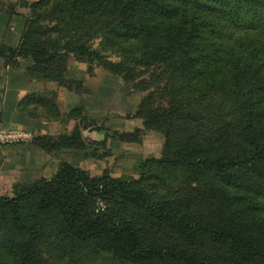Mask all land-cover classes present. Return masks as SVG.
<instances>
[{
	"label": "trees",
	"instance_id": "obj_1",
	"mask_svg": "<svg viewBox=\"0 0 264 264\" xmlns=\"http://www.w3.org/2000/svg\"><path fill=\"white\" fill-rule=\"evenodd\" d=\"M54 6L61 22L70 13L64 34L37 43L38 32L26 20L18 48L0 49L6 62L32 58L34 66L27 69L31 78L45 75L68 90L72 88L64 79L65 62L57 61L61 56L52 49L97 61L129 82L139 78L138 68H145L152 77L139 82L142 90L163 82L171 89L163 121L182 117L183 90L207 97L215 103L208 118L219 119L220 129L214 134L190 133L169 143L171 157L162 164L183 168L193 177H213L221 185L213 183L210 193L216 205L205 215L181 201L153 202L107 172L95 177L63 163L52 179L17 185L12 198H0V221L13 228L5 247L16 264H54L39 248L43 230L32 216L35 207L38 212H59L64 229L57 230L72 254L106 245L113 259L125 264H264V0H58ZM100 18L105 25L95 31L102 33L117 61L102 57L90 44L87 25L93 31L89 20ZM50 94L51 100L38 106L47 118L56 119L55 94ZM228 117L232 121L225 122ZM32 141L49 152L89 148L80 128L58 141ZM116 192L126 194L147 219L185 239L206 237L217 250L222 248L221 253L200 254L182 244L147 242L137 219H126L112 209ZM90 200L92 211L87 209Z\"/></svg>",
	"mask_w": 264,
	"mask_h": 264
},
{
	"label": "rangeland",
	"instance_id": "obj_2",
	"mask_svg": "<svg viewBox=\"0 0 264 264\" xmlns=\"http://www.w3.org/2000/svg\"><path fill=\"white\" fill-rule=\"evenodd\" d=\"M57 1L38 0L30 3L32 6L31 9L28 8L26 20L38 32L35 36L37 43H45L48 39L55 40L61 33L64 34L62 30L69 20L70 13L62 20L63 22L59 21L54 6ZM35 3L38 4L33 5ZM53 12L56 16L52 15ZM105 21L102 18L99 22L97 19L89 20V23L95 26L91 31V26L87 25L89 37H93L90 44L102 57L117 61V54L105 45L102 33L95 31L104 26ZM51 52L62 57L57 61L65 62L66 84H69L77 94L85 96L84 106L78 110L80 123L93 127L95 135L100 136L96 142H90L91 157L92 151L95 150L93 164L90 165L92 176L100 177L107 172L112 179L128 183L131 189L143 191L153 202L181 201L190 210L205 215L214 211L216 201L210 189L213 183L219 184L217 180L210 176L193 177L183 168H177L167 162L162 164L171 157L169 143L174 145L190 133L214 134L216 129H220L221 126L216 124L219 119L211 121L208 118V110L215 106L214 102L208 101L207 97L199 94L193 95V90L188 88L183 90L182 117L163 121L160 117L166 115L168 111L169 98L166 97V93L171 89L167 87L166 82H163L157 85L149 83L147 89L142 90L139 82L144 79L151 80L152 75L147 73L149 70L138 68L139 78L129 82L122 75L111 74L97 61L87 57L64 55L62 52H55L54 49ZM21 61L27 69L34 66L32 58ZM155 72L157 75L160 74L158 71ZM38 81L43 84L51 83L47 81L45 75H40ZM50 93L55 94L48 91L45 96L51 100ZM150 97L153 99L149 100ZM158 110L163 112L157 113ZM232 119L233 117H228L224 121H232ZM126 196L116 192L111 200L112 209L126 219H137L147 234V242L182 244L190 252L200 254L221 253L222 248L217 250L206 237L194 241L185 239L169 227L147 219L146 213L139 207L133 206ZM98 208L100 209L101 206L98 205ZM87 209L89 211L94 209L93 200L89 201ZM32 216L36 217L35 222L41 224L43 231H41L39 248L43 257L50 263L125 264L114 260L106 245H95L84 252L72 254L57 230L64 227L59 212L54 208L47 212H38L35 207ZM12 229L11 224L0 221V264H16L12 255L6 250L5 246L8 243L4 242L11 238Z\"/></svg>",
	"mask_w": 264,
	"mask_h": 264
},
{
	"label": "crops",
	"instance_id": "obj_3",
	"mask_svg": "<svg viewBox=\"0 0 264 264\" xmlns=\"http://www.w3.org/2000/svg\"><path fill=\"white\" fill-rule=\"evenodd\" d=\"M36 1L0 0V49L18 48L25 31L26 4ZM48 91L55 92L59 111L56 119L47 118L38 106L47 98L45 93ZM84 97L57 83L43 84L31 78L23 61L8 64L0 51V130L23 129L31 131L34 138L58 141L80 128L89 147L87 150L60 148L49 152L33 141L0 145V197H12L17 185L52 179L63 163L92 175L90 165L93 164L95 150L91 157L90 142H96L100 136L95 135L93 127L80 123L78 110L84 106Z\"/></svg>",
	"mask_w": 264,
	"mask_h": 264
},
{
	"label": "built area",
	"instance_id": "obj_4",
	"mask_svg": "<svg viewBox=\"0 0 264 264\" xmlns=\"http://www.w3.org/2000/svg\"><path fill=\"white\" fill-rule=\"evenodd\" d=\"M1 117V113H0ZM34 139V134L31 131L23 129H2L0 130V145H18L28 143Z\"/></svg>",
	"mask_w": 264,
	"mask_h": 264
}]
</instances>
